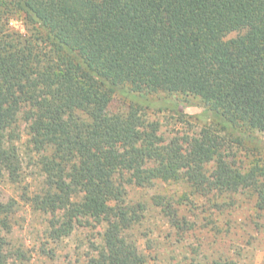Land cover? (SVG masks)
Here are the masks:
<instances>
[{"label": "trees", "instance_id": "16d2710c", "mask_svg": "<svg viewBox=\"0 0 264 264\" xmlns=\"http://www.w3.org/2000/svg\"><path fill=\"white\" fill-rule=\"evenodd\" d=\"M117 96L125 110L111 113ZM191 98L210 118L196 135L169 141L146 119ZM22 125L40 157L30 203L48 215V238L105 228L88 264L146 263L129 237L147 211L128 201L132 185L182 177L198 195L254 190L264 210V0H0V182L21 178ZM15 203L0 192V264H14L3 230Z\"/></svg>", "mask_w": 264, "mask_h": 264}, {"label": "rangeland", "instance_id": "374dc122", "mask_svg": "<svg viewBox=\"0 0 264 264\" xmlns=\"http://www.w3.org/2000/svg\"><path fill=\"white\" fill-rule=\"evenodd\" d=\"M9 25L17 31H25L19 19H12ZM237 35L231 33L226 39ZM179 105L180 114L175 111L146 113V119L160 126L161 134L169 141L196 135L210 125L209 115L198 100L191 98ZM125 107V102L117 96L109 110L117 113ZM18 132L15 143L22 159L21 178L16 183L7 179L0 182L3 201L16 202L3 230L11 262L88 264L102 246L104 226L90 223L61 240L48 238V215L35 211L30 203L43 188L40 157L33 150L31 136L24 125ZM259 136L264 139V134ZM232 155L247 171L249 160L245 152L236 150ZM127 192L128 201L142 202L147 208L142 222L129 231L131 242L138 244L146 258L145 264H210L219 259H229L234 264H264V210L257 208L254 190H241L235 195L219 192L198 195L178 177L156 182L148 188L132 185ZM172 204L179 216L188 221L184 231L172 226L166 215V206Z\"/></svg>", "mask_w": 264, "mask_h": 264}]
</instances>
